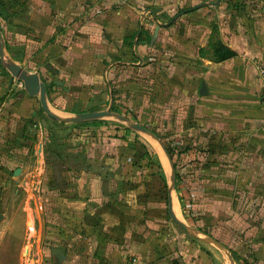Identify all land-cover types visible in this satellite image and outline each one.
Wrapping results in <instances>:
<instances>
[{
    "label": "crops",
    "instance_id": "crops-1",
    "mask_svg": "<svg viewBox=\"0 0 264 264\" xmlns=\"http://www.w3.org/2000/svg\"><path fill=\"white\" fill-rule=\"evenodd\" d=\"M217 1L0 0L1 134L42 139L45 121L39 99L19 87L8 64L39 71L59 108H105L106 70L138 61L133 49L145 12L136 47L145 64L108 73L116 110L184 149L174 160L188 220L241 260L264 264V92L257 71L264 0L202 7ZM95 124L91 134L81 130L91 125L75 128L68 146L50 157L36 264H126L133 255L144 264H223L172 223L165 175L150 146L117 124ZM39 147L40 159L46 153ZM19 148L7 155L8 167L28 150ZM28 246L33 238L20 247L21 264L33 258Z\"/></svg>",
    "mask_w": 264,
    "mask_h": 264
},
{
    "label": "rangeland",
    "instance_id": "rangeland-1",
    "mask_svg": "<svg viewBox=\"0 0 264 264\" xmlns=\"http://www.w3.org/2000/svg\"><path fill=\"white\" fill-rule=\"evenodd\" d=\"M15 92L16 91L14 90L13 93ZM95 123L96 122L91 125L93 127H85L81 130H83V133L85 134H91L92 129L96 127ZM48 124H52L53 126L47 125L46 121L43 122L42 120L43 126L42 128H38L40 132L42 131V139L41 136L40 139H38L39 134L32 132L29 133V135L24 136L23 139L22 135L16 137L20 138L19 146L11 144L16 136L15 131L12 134H1L3 127L0 126V264H21L19 259L20 247L21 245L26 244V241L28 243V238L34 239V246L32 248H29V246L26 248V254H28L27 252L29 250L33 249L31 251L33 258L31 261L28 260L27 264H36L34 259L37 258L36 254L39 240L38 242L35 241L36 239H40L42 234V231H40L41 234H39V229L41 230L39 223L42 215L40 209L41 195L44 192L42 188L48 185L50 181H53V170L50 165V159H48L46 154H49L50 157H55V153L57 154L58 150H62L64 149V146H68L67 143L71 140L68 137L74 132V129L78 127V125H74L65 128L53 123ZM118 130H123L122 134L125 133L126 135H129V132H127L124 127ZM50 135L52 136L51 139L48 137ZM134 136L136 135L134 134ZM53 139H55V145L52 143ZM63 139L66 140L63 141ZM41 142L42 145H45L46 154H44L43 149L39 159L38 151ZM22 144L26 145L28 150L24 151L25 154L23 156L15 154L17 155V158H20L19 160H21V162L12 165L13 167H8L9 165H7L6 162L7 155L10 152L14 155L15 149L21 147ZM149 148L153 151L151 147ZM21 150L24 149L21 148ZM22 158H25L26 160H22ZM24 161H27V164H25ZM22 167L27 170L24 174H22L23 172L14 171V169L20 170ZM10 226H13V228L9 230L8 228ZM48 228H50L49 225L44 226L45 230ZM35 230H38V234L34 236ZM28 233L31 235L29 236Z\"/></svg>",
    "mask_w": 264,
    "mask_h": 264
},
{
    "label": "water",
    "instance_id": "water-1",
    "mask_svg": "<svg viewBox=\"0 0 264 264\" xmlns=\"http://www.w3.org/2000/svg\"><path fill=\"white\" fill-rule=\"evenodd\" d=\"M221 1L222 0H218L217 2H206L202 4V7L218 6ZM150 13H152V11H150ZM145 15L146 13L144 12L141 17V29L137 34L134 42L133 51L138 61H119L110 64L106 70L105 77L107 83L109 84L110 96L109 103L105 108L97 107L86 112H73L59 108L52 102L48 85L39 71H31L16 64H8L7 68L12 76L23 84L24 92L29 97L39 99L41 114L43 118L48 119L51 123L65 128L93 122L113 123L118 124L139 136L153 149V152L156 155L157 160L164 172L168 192V214L171 221L190 238L201 243L210 252L218 253L222 258L223 264H240L237 261L231 248L217 240L211 234L190 223V221L185 217L178 192L177 168L175 160L171 152L169 151L165 140L136 119L131 118L116 110L113 88L110 84L108 73L110 69L115 65L122 64L131 66H143L145 64L144 58L139 56L136 52V47L143 30V21ZM159 24L167 27L170 26L172 22H159ZM0 39H2L1 33ZM0 51L3 59L5 60L4 43L1 45Z\"/></svg>",
    "mask_w": 264,
    "mask_h": 264
},
{
    "label": "trees",
    "instance_id": "trees-1",
    "mask_svg": "<svg viewBox=\"0 0 264 264\" xmlns=\"http://www.w3.org/2000/svg\"><path fill=\"white\" fill-rule=\"evenodd\" d=\"M253 9H255V10H258V7L255 5V6H253L252 7ZM186 9H184V10H181L180 12H183V11H185ZM260 11H262L263 13H264V11H263V8H262V10H261V8L259 9ZM180 12H178V13H180ZM49 93H50V91H49ZM113 93H114V91H113ZM114 103H115V101H114ZM45 121H46V124H48V123H50V121L48 120V119H46V118H43ZM138 121V120H137ZM100 123H106V122H100ZM92 123H85V124H80V125H78V126H89V125H91ZM118 125V124H117ZM51 135L49 136V138L51 139ZM137 137H139V136H137ZM141 139V138H140ZM20 138H15L13 141H12V145H16V146H19V144H20ZM142 140V139H141ZM142 142H144L143 140H142ZM14 143V144H13ZM52 143H53V145H55L56 143H55V139H53V141H52ZM145 144H146V142H144ZM167 145V144H166ZM168 147V149H169V151L171 152V154H172V156H173V158L174 157H176V155H181L182 153H184L185 151H184V149L182 150H178L179 148H177V147H175V148H171V147H169V146H167ZM152 153H153V151H151ZM47 157H48V159H50V155L49 154H47ZM157 164L158 165H160L159 164V162H158V160H157ZM176 164V163H175ZM179 179H180V175H179V172L177 171V186H178V184H179ZM173 223V222H172ZM174 224V223H173ZM175 225V224H174ZM176 226V225H175ZM233 253H234V255H235V257H236V259H237V261L240 263V264H250V262H249V260L248 259H243V260H241L240 258H239V256L236 254V252H234L233 251Z\"/></svg>",
    "mask_w": 264,
    "mask_h": 264
},
{
    "label": "built area",
    "instance_id": "built-area-1",
    "mask_svg": "<svg viewBox=\"0 0 264 264\" xmlns=\"http://www.w3.org/2000/svg\"><path fill=\"white\" fill-rule=\"evenodd\" d=\"M257 71H258V76H259V79L262 83V88H263V92H264V58H262L258 64H257ZM19 87L24 89V86L21 82H19ZM185 193L187 190H183ZM187 194V193H186ZM126 264H144L143 263V260L136 256V255H133L131 256L128 261L126 262Z\"/></svg>",
    "mask_w": 264,
    "mask_h": 264
},
{
    "label": "flooded vegetation",
    "instance_id": "flooded-vegetation-1",
    "mask_svg": "<svg viewBox=\"0 0 264 264\" xmlns=\"http://www.w3.org/2000/svg\"><path fill=\"white\" fill-rule=\"evenodd\" d=\"M50 123H51V122H50ZM47 125H49V124H47ZM50 125H52V124H50ZM50 125H49V126H50ZM52 126H53V125H52ZM55 137H56V135H55Z\"/></svg>",
    "mask_w": 264,
    "mask_h": 264
}]
</instances>
